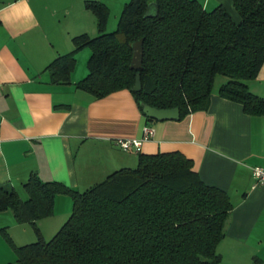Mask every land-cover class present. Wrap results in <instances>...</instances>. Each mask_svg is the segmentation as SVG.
I'll use <instances>...</instances> for the list:
<instances>
[{"label":"trees","instance_id":"1","mask_svg":"<svg viewBox=\"0 0 264 264\" xmlns=\"http://www.w3.org/2000/svg\"><path fill=\"white\" fill-rule=\"evenodd\" d=\"M239 20L221 5L207 11L197 0H129L116 29L106 33L109 9L97 1L84 8L98 35L72 38L70 53L46 68L53 84H68L75 56L88 48L87 75L76 88L95 99L131 93L139 111L178 109L179 120L208 108L215 78L227 81L219 96L242 105L248 116H264V99L247 82L264 65V0H231ZM142 40L141 66L130 68L133 45ZM139 75L141 89L133 91ZM147 123L155 122L147 118ZM20 198L0 184V213L33 227L37 241L16 246L12 264H219L233 205L226 192L202 182L179 152L138 154L135 168L119 169L83 192L31 174ZM58 195L71 199V213L49 240L39 220L51 217Z\"/></svg>","mask_w":264,"mask_h":264},{"label":"crops","instance_id":"2","mask_svg":"<svg viewBox=\"0 0 264 264\" xmlns=\"http://www.w3.org/2000/svg\"><path fill=\"white\" fill-rule=\"evenodd\" d=\"M85 1L0 0V184L19 194L35 174L83 192L137 165L139 153L179 152L204 184L226 192L233 205L217 246L219 264H264V187L251 175L252 168H264V116H248L241 104L221 98L225 82L213 86L205 111L147 123L127 90L95 99L76 88L87 75L88 48L76 54L68 84L51 83L46 68L72 51V38L97 35ZM198 1L207 11L221 5L239 20L231 0ZM246 84L264 99V65ZM145 127L154 134L132 152L136 156L116 146L140 140ZM70 201L56 196L53 215L38 222L52 228L69 215Z\"/></svg>","mask_w":264,"mask_h":264},{"label":"rangeland","instance_id":"3","mask_svg":"<svg viewBox=\"0 0 264 264\" xmlns=\"http://www.w3.org/2000/svg\"><path fill=\"white\" fill-rule=\"evenodd\" d=\"M86 1H97L103 3L109 9V17L107 19L106 29H105L106 33L113 32L116 29L124 4L129 2V0H86ZM201 2H203V0H201ZM210 10H212L211 7H208V11ZM96 34L98 35V32ZM95 36H90V37H95ZM226 81L227 79L224 76L218 75L215 78L213 86L215 88L217 85L221 83H225ZM129 155L136 156V154L134 153ZM135 167H136V163L131 168H135ZM18 192L22 199L26 198V195L22 189L19 188ZM65 198L70 201L69 197L65 196ZM61 206L62 205L60 204V207ZM70 213L69 215H67L65 219H62L58 224L54 225L50 229H49V225L45 224L46 222H37V228L40 230V233L45 241H49L57 233V231L62 227L64 222H66V220L70 216ZM2 228L6 229L7 234L9 235V237L16 246H24V245L32 244L37 241V235L33 227L29 224H17L16 222H14L13 216L10 211L0 213V230ZM15 260H16V256L13 250L11 249V247L6 242L5 238L0 233V264H12L15 262Z\"/></svg>","mask_w":264,"mask_h":264},{"label":"water","instance_id":"4","mask_svg":"<svg viewBox=\"0 0 264 264\" xmlns=\"http://www.w3.org/2000/svg\"><path fill=\"white\" fill-rule=\"evenodd\" d=\"M142 40L135 43L133 45V58L131 61L130 68L132 70H138L141 66V59H142V50H141ZM141 83L139 75L136 76L135 84L132 88L133 91H140ZM142 113L149 119L155 120L158 122L161 121H173L179 120V111L178 109H169V110H161L155 109L148 105H142Z\"/></svg>","mask_w":264,"mask_h":264},{"label":"built area","instance_id":"5","mask_svg":"<svg viewBox=\"0 0 264 264\" xmlns=\"http://www.w3.org/2000/svg\"><path fill=\"white\" fill-rule=\"evenodd\" d=\"M153 130L149 127L143 129L142 138L140 140H120L116 141V146L123 152H135L141 151L143 142L150 140L153 137ZM251 175L255 183L261 187H264V168L254 167L251 169Z\"/></svg>","mask_w":264,"mask_h":264}]
</instances>
